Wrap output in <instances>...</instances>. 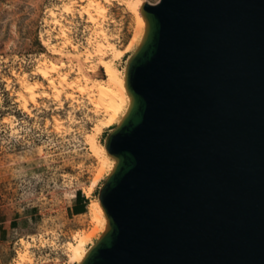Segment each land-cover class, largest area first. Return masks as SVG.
Listing matches in <instances>:
<instances>
[{
	"label": "water",
	"instance_id": "water-1",
	"mask_svg": "<svg viewBox=\"0 0 264 264\" xmlns=\"http://www.w3.org/2000/svg\"><path fill=\"white\" fill-rule=\"evenodd\" d=\"M105 137L78 264H264V0H158Z\"/></svg>",
	"mask_w": 264,
	"mask_h": 264
},
{
	"label": "rangeland",
	"instance_id": "rangeland-1",
	"mask_svg": "<svg viewBox=\"0 0 264 264\" xmlns=\"http://www.w3.org/2000/svg\"><path fill=\"white\" fill-rule=\"evenodd\" d=\"M93 1L103 9L101 16L91 10L95 23L86 0H0V264H76L66 246L92 228L87 208L98 202L106 173L95 179L99 163L85 141L103 145L115 124H103L86 93L65 88L58 94L48 84L57 85L60 75L67 82L103 81V60L125 70L136 46L128 49L135 32L125 8L130 0ZM98 41L114 45L120 56L96 55ZM43 64L55 67L47 78L36 70ZM22 80L34 87V101L20 100ZM77 192L85 200L81 215L70 211ZM13 220L18 224L11 227Z\"/></svg>",
	"mask_w": 264,
	"mask_h": 264
},
{
	"label": "bare ground",
	"instance_id": "bare-ground-1",
	"mask_svg": "<svg viewBox=\"0 0 264 264\" xmlns=\"http://www.w3.org/2000/svg\"><path fill=\"white\" fill-rule=\"evenodd\" d=\"M86 1H87L86 11H87L88 19L90 22L95 23L96 20L93 17V15H91L92 12L91 10L94 11V13L96 14L95 16H101L103 14V9L99 5V3L93 0H86ZM142 4L144 3H142L139 0H130L128 2H125V6H126L125 8H127L135 18V32L133 33L134 35L132 36L133 38L131 39V43L128 49H130L132 45L137 46L139 40L143 35L145 24L139 12V9ZM53 14L54 13L52 11H49L50 16H53ZM99 34L105 40V34L102 31ZM97 38L100 37L98 36ZM106 42L103 41L96 42L94 46V53L98 56L109 54L115 59L118 58L121 52L111 43L105 44ZM48 49L50 50V48ZM89 57L90 55L88 54L86 56V59ZM100 67L104 71L105 80L103 81H90L88 78L82 76L76 82H67L65 75H60L57 77L58 78L57 85L55 84L54 80H50L48 85L58 94L65 88L71 90L77 89L82 93H86L88 95V98L91 100L90 102H92L91 104L95 106L96 110L101 112L104 120L103 124L107 126L112 124L116 125L123 116V114L125 113L129 103V98L127 96L124 87V71L122 72L117 71L113 67L110 61H105V60L101 61ZM36 70L37 73H39L42 77L47 78L50 74L49 70H55V67L50 66L49 69V67H46L45 64H43V66L41 67L38 66ZM23 80L20 82L22 93L20 94L19 98L25 104L27 100L34 101L35 95H34V87L29 83L24 82ZM24 93L26 94V96ZM119 112H121L120 117L118 116ZM86 139L87 140L85 141V143L89 146L92 155L95 156V158L97 159L98 161L97 163H99V168L97 170L95 179L101 176L102 173L104 172L106 173L107 176L113 167L114 160L107 155L103 145L98 146L93 138H86ZM86 215L89 220V224L92 226V228H90L91 230L88 232H82L80 234H77L74 237V243H68L66 246V251L68 255L67 257L76 264H78L82 260L88 248L95 242L94 241L88 248H85L88 241H90L96 235H98L99 237L101 232H103L104 230V226L106 222L103 211L99 205V202L97 203L91 202V204H89L87 208ZM25 248H27L26 243H25Z\"/></svg>",
	"mask_w": 264,
	"mask_h": 264
},
{
	"label": "crops",
	"instance_id": "crops-1",
	"mask_svg": "<svg viewBox=\"0 0 264 264\" xmlns=\"http://www.w3.org/2000/svg\"><path fill=\"white\" fill-rule=\"evenodd\" d=\"M73 199H74V200H73L72 206L70 207V211H71V213H72L73 215H81V214H83V213L74 214V213L80 212V211L85 207V200H84L82 194L79 195V197H78L77 199H75V196H74ZM17 224H18V223H17ZM17 224H15V220H13V221H11V222L9 223V225H10L11 227H12V225H17ZM0 225H1V223H0ZM1 229H5V230H7V227H3V228H1Z\"/></svg>",
	"mask_w": 264,
	"mask_h": 264
},
{
	"label": "trees",
	"instance_id": "trees-1",
	"mask_svg": "<svg viewBox=\"0 0 264 264\" xmlns=\"http://www.w3.org/2000/svg\"><path fill=\"white\" fill-rule=\"evenodd\" d=\"M79 195H81V193L80 192H77L75 194V199H77L79 197ZM84 212H85V207L80 212H77V213H74V214H79V213H84Z\"/></svg>",
	"mask_w": 264,
	"mask_h": 264
}]
</instances>
